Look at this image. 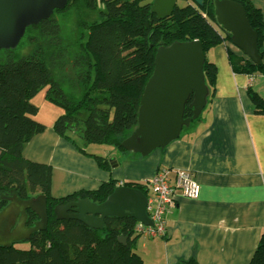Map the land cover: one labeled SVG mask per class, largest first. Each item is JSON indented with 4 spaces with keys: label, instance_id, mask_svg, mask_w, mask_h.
<instances>
[{
    "label": "trees",
    "instance_id": "trees-1",
    "mask_svg": "<svg viewBox=\"0 0 264 264\" xmlns=\"http://www.w3.org/2000/svg\"><path fill=\"white\" fill-rule=\"evenodd\" d=\"M153 1L68 0L65 8L28 26L17 47L0 50V212L12 196L27 199L40 194L47 196L48 212L47 229L32 233L29 248H19L17 242L0 244V264H145L135 249L138 221L133 216H109L102 228L57 217L58 205L79 198L105 201L117 187V180L111 178L98 189L57 198L52 194V167L25 158L23 151L34 135L46 129V124L36 118L38 106L31 102L46 86V100L63 110L53 124L60 136L74 144L78 135L86 144L125 150L122 142L138 124L141 98L153 74L157 50L174 42H202L207 102L211 101L218 70L208 53L231 41V35L217 22L214 0H204L202 6L195 0H185V6L177 4L165 18L151 11ZM237 1L244 5L258 32L263 56L262 12L251 0ZM96 10L98 19L88 21ZM72 15L74 35L68 32ZM228 56L234 72L264 75V61L255 64L230 49ZM248 94L256 113L264 114V98L251 87ZM192 100L191 95L185 105V118L193 115ZM200 118L192 120L189 127ZM80 149L100 166H110L106 158ZM125 185L149 192L140 182ZM27 214V224L33 227L40 218L30 209ZM120 236L127 238L126 243L120 241ZM176 264L198 262L191 258ZM249 264H264V231Z\"/></svg>",
    "mask_w": 264,
    "mask_h": 264
},
{
    "label": "crops",
    "instance_id": "crops-1",
    "mask_svg": "<svg viewBox=\"0 0 264 264\" xmlns=\"http://www.w3.org/2000/svg\"><path fill=\"white\" fill-rule=\"evenodd\" d=\"M251 1L264 20V0ZM230 44L226 41L208 53L218 72L215 94L201 118L165 147L146 156L108 145L91 152L80 136L83 145L60 136L53 128L55 119L24 148L25 158L52 167V194L57 198L98 189L111 178L117 186H145L162 169L190 170L200 183L199 197L187 198L178 191L167 213L165 236L138 232L135 249L145 264L191 258L198 264H249L264 231V114L256 113L248 94L251 87L264 98V75L234 72ZM232 51L246 56L238 48ZM262 57L264 61V46ZM79 147L106 158L110 166H100Z\"/></svg>",
    "mask_w": 264,
    "mask_h": 264
},
{
    "label": "water",
    "instance_id": "water-1",
    "mask_svg": "<svg viewBox=\"0 0 264 264\" xmlns=\"http://www.w3.org/2000/svg\"><path fill=\"white\" fill-rule=\"evenodd\" d=\"M202 6L204 0H195ZM68 0H0V50L18 46L28 26L49 18L56 9H63ZM218 24L231 35V42L255 64L263 61L258 46V32L252 27L244 5L237 0H214ZM177 0H154L151 11L158 18L170 16ZM206 54L200 40L174 42L160 47L155 56V68L149 78L139 108L138 124L122 145L129 151L148 155L177 139L183 127L200 117L207 104L205 81ZM193 100L191 117H184L186 102ZM148 196L141 189L120 185L101 203L79 198L55 209L59 219H78L89 227L102 228L109 216H133L138 222L152 225L147 211ZM39 220L33 227L20 230L27 210ZM72 211L71 213L69 211ZM47 196L40 194L27 199L12 196L0 212L1 245L30 239L37 230L47 229ZM22 232H27L23 235ZM126 243L127 238L120 236Z\"/></svg>",
    "mask_w": 264,
    "mask_h": 264
},
{
    "label": "built area",
    "instance_id": "built-area-1",
    "mask_svg": "<svg viewBox=\"0 0 264 264\" xmlns=\"http://www.w3.org/2000/svg\"><path fill=\"white\" fill-rule=\"evenodd\" d=\"M145 186L151 192L147 211L153 224L144 225L140 222L136 231L153 237L166 235L167 213L174 207L179 190L183 196L191 199L198 198L201 191L200 183L187 169H162L147 178Z\"/></svg>",
    "mask_w": 264,
    "mask_h": 264
},
{
    "label": "rangeland",
    "instance_id": "rangeland-1",
    "mask_svg": "<svg viewBox=\"0 0 264 264\" xmlns=\"http://www.w3.org/2000/svg\"><path fill=\"white\" fill-rule=\"evenodd\" d=\"M177 4L179 6H185L186 5V1L185 0H177ZM97 19H98V10H96V12H94V13H91L87 17L88 21H94V20H97ZM68 22L70 24L68 32L71 31L72 35H74L75 34V30H76V29H74V27L76 26L74 15H72L70 17ZM229 43H231L230 44L231 45L230 46V48H231L230 50L231 51H232V49L237 50L238 47L236 48V46L231 41H229ZM23 51H25V50L21 49V52H23ZM208 56L211 57L209 54H208ZM47 89H48L47 86L42 88L39 91V93L34 98H32V100H31V102L33 104H35L36 106H38V108H39V112H38V115L36 116V118L38 120H40L42 123H50V122L54 121L63 112L61 107L53 105V104L49 103L46 100L45 94H46ZM75 139L78 141L79 144H82V145L84 144L83 140L81 138H77L75 136ZM86 145H88V147H87L88 151H91V152L97 150V148L101 149L102 148L101 146H105L104 144H98V143H89V144H86ZM16 246L19 247V248H29L30 247V243H29L28 240L23 239V240L18 241L16 243Z\"/></svg>",
    "mask_w": 264,
    "mask_h": 264
},
{
    "label": "flooded vegetation",
    "instance_id": "flooded-vegetation-1",
    "mask_svg": "<svg viewBox=\"0 0 264 264\" xmlns=\"http://www.w3.org/2000/svg\"><path fill=\"white\" fill-rule=\"evenodd\" d=\"M67 204V203H66ZM65 205V204H64ZM27 212H28V210H27ZM70 213L72 212L71 210L69 211ZM28 218V214H27V217H26V220H25V217L22 219V223H21V225H20V227H19V229L20 230H25L28 226V224H27V219ZM22 234L23 235H26L27 234V232H22Z\"/></svg>",
    "mask_w": 264,
    "mask_h": 264
},
{
    "label": "bare ground",
    "instance_id": "bare-ground-1",
    "mask_svg": "<svg viewBox=\"0 0 264 264\" xmlns=\"http://www.w3.org/2000/svg\"><path fill=\"white\" fill-rule=\"evenodd\" d=\"M138 225V224H137Z\"/></svg>",
    "mask_w": 264,
    "mask_h": 264
}]
</instances>
